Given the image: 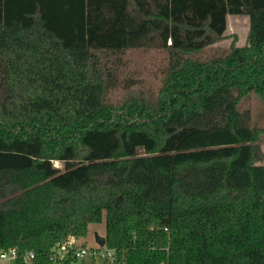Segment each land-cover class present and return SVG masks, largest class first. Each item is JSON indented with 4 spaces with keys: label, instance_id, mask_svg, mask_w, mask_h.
Masks as SVG:
<instances>
[{
    "label": "trees",
    "instance_id": "trees-1",
    "mask_svg": "<svg viewBox=\"0 0 264 264\" xmlns=\"http://www.w3.org/2000/svg\"><path fill=\"white\" fill-rule=\"evenodd\" d=\"M228 16L250 18L247 45L201 60ZM150 49L169 64L146 96L125 56ZM252 94L264 0H0V253L49 264L105 222L117 264H264Z\"/></svg>",
    "mask_w": 264,
    "mask_h": 264
},
{
    "label": "rangeland",
    "instance_id": "rangeland-1",
    "mask_svg": "<svg viewBox=\"0 0 264 264\" xmlns=\"http://www.w3.org/2000/svg\"><path fill=\"white\" fill-rule=\"evenodd\" d=\"M250 33V18L247 16H228L227 30L224 38L208 47L198 58L207 62L214 57L227 55L233 46L243 47L247 45ZM126 77L139 81L132 87V90L143 91L146 96L155 95L160 87L161 80L169 64V56L166 51L160 49L150 50H130L126 53ZM127 90L123 87L117 88L111 94V99L118 103L125 98ZM242 110L251 111V126L253 128L264 129V98L255 94L240 101ZM264 139V136H263ZM264 154V140L261 145ZM264 165V160L261 163ZM55 167L63 170L64 164L56 161ZM96 235L105 237L106 224H94L89 227V234L86 238L78 240V245H85L89 248L97 246ZM0 264H11L0 262ZM86 264H91V260L87 259ZM98 264V263H96Z\"/></svg>",
    "mask_w": 264,
    "mask_h": 264
},
{
    "label": "built area",
    "instance_id": "built-area-1",
    "mask_svg": "<svg viewBox=\"0 0 264 264\" xmlns=\"http://www.w3.org/2000/svg\"><path fill=\"white\" fill-rule=\"evenodd\" d=\"M16 249L3 251L0 253V262L14 263L18 259ZM25 264H33L35 255L30 253L24 257ZM90 259L91 264H117L118 251L97 244L94 248L78 245V240L74 237L66 241L57 243L49 255V264H86Z\"/></svg>",
    "mask_w": 264,
    "mask_h": 264
},
{
    "label": "water",
    "instance_id": "water-1",
    "mask_svg": "<svg viewBox=\"0 0 264 264\" xmlns=\"http://www.w3.org/2000/svg\"><path fill=\"white\" fill-rule=\"evenodd\" d=\"M95 239H96V243L99 246H105L106 245V238L105 237H100L99 235H96Z\"/></svg>",
    "mask_w": 264,
    "mask_h": 264
}]
</instances>
